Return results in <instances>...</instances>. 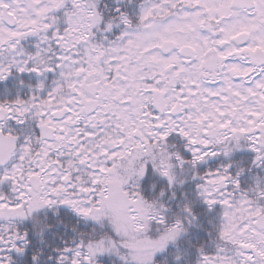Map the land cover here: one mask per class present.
I'll use <instances>...</instances> for the list:
<instances>
[{"label":"snow or ice","instance_id":"snow-or-ice-1","mask_svg":"<svg viewBox=\"0 0 264 264\" xmlns=\"http://www.w3.org/2000/svg\"><path fill=\"white\" fill-rule=\"evenodd\" d=\"M0 264H264V0H0Z\"/></svg>","mask_w":264,"mask_h":264}]
</instances>
